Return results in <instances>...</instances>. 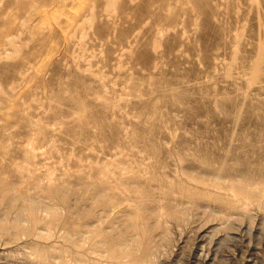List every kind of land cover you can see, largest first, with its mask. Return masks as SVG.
I'll return each mask as SVG.
<instances>
[{
  "label": "rangeland",
  "instance_id": "374dc122",
  "mask_svg": "<svg viewBox=\"0 0 264 264\" xmlns=\"http://www.w3.org/2000/svg\"><path fill=\"white\" fill-rule=\"evenodd\" d=\"M263 187L264 0H0V264H264Z\"/></svg>",
  "mask_w": 264,
  "mask_h": 264
},
{
  "label": "bare ground",
  "instance_id": "6f19581e",
  "mask_svg": "<svg viewBox=\"0 0 264 264\" xmlns=\"http://www.w3.org/2000/svg\"><path fill=\"white\" fill-rule=\"evenodd\" d=\"M216 174L218 175V172H217ZM214 177H215V176H214ZM231 181H232V180H231ZM103 183H104V182H103ZM103 183H102V184H103ZM183 183H184V182H183ZM104 184H105V183H104ZM231 184H232V187L234 188V187H237L239 183H237V182L235 181V182H232ZM260 184H261V183H260ZM5 185H6V184H5ZM185 185H186V183H185ZM185 185H184V186H185ZM217 185H218V184H217ZM99 186H101V185H99ZM184 186H182V187H184ZM186 186H187V185H186ZM3 187H5V186H3ZM103 187H104V186H103ZM248 187H249V186H248ZM251 187H252V186H251ZM259 187H260V186H259ZM5 188H8V187H5ZM189 188H190V186H189ZM263 188H264V187H263ZM3 189H4V188H3ZM3 189H2V190H3ZM8 189H9V188H8ZM8 189H7V190H8ZM185 189H187V188L184 187V190H185ZM5 190H6V189H5ZM7 190H6V191H7ZM107 190H108V189H107ZM107 190H105V191H107ZM230 190H231V189H230ZM263 190H264V189H262V190H260V191H263ZM3 191H4V190H3ZM181 191L183 192V190H181ZM231 191H234V190H231ZM244 191H245V190H244ZM247 191H251V189H249V190H247ZM7 192H8V191H7ZM11 192H13V190H12ZM198 192H199V191H198ZM1 193H2V192H1ZM8 193H9V192H8ZM8 193H7V194H8ZM98 193H99V192H98ZM101 193H102V192H101ZM196 193H197V192H196ZM2 194H3V193H2ZM15 194H16V192H15ZM17 194H18V191H17ZM21 194H23V193H21ZM21 194H20V195H21ZM184 194H185V192H184ZM199 194H200V193H199ZM199 194H198V195H199ZM261 194H262V192H261ZM11 195H12V194H11ZM20 195H18L17 197H19ZM25 195H26V194H25ZM25 195H24V196H25ZM190 195H192V194H190ZM193 195H195V194H193ZM235 195H236V194H235ZM254 195H255V194H254ZM9 196H10V195H9ZM24 196H22V197L24 198ZM26 196H27V195H26ZM26 196H25V197H26ZM106 196H107V195H106ZM185 196H186V195H185ZM239 196H240V194H239ZM262 196H263V194H262ZM20 197H21V196H20ZM20 197H19V198H20ZM108 197H109V196H108ZM23 198H22V199H23ZM7 199H8V198L6 197V201H7ZM107 199H109V198H107ZM0 200H1V199H0ZM8 200H9V204H10L11 206H14L15 198L10 196ZM18 200H19V199H18ZM18 200H17V201H18ZM26 200H27V199H26ZM29 200H30V199H29ZM31 200H33V199H31ZM31 200H30V201H31ZM22 201H23V200H22ZM105 201H107V200H105ZM109 201H110V199H109ZM17 203H18V202H17ZM17 203H15V204H17ZM106 203H107V202H106ZM228 204H229V203H228ZM232 204H233V203H232ZM17 206H18V204H17ZM235 206H236V205H235ZM15 207H16V206H15ZM139 207H140V206H139ZM227 207H228V206H227ZM237 207H238V206H237ZM24 209H25V208H24ZM114 209H115V208H114ZM19 210H20V209H19ZM14 211H15V210H14ZM25 211L27 212L26 209H25ZM133 211H134V210H133ZM141 211H142V210H141ZM20 212H21L23 215L25 214V213H24L23 211H21V210H20ZM136 212H137V211H136ZM143 212H144V211H142L141 213H136L135 216L131 217L130 220L128 219V220H129V224H128V225H129V228H130V227H131V228L134 227L133 229L136 228L139 232L142 231L143 233L146 232V231L148 230L147 228H146V229H142L143 220L145 219V218H144L145 213H143ZM132 213H133V212H132ZM134 213H135V212H134ZM142 213H143V214H142ZM16 214H17V213H16ZM30 214H31V213H30ZM32 214H34V213H32ZM32 214H31V215H32ZM17 215H18V214H17ZM23 215H22V218H23ZM131 215H132V214H131ZM147 215H148V214H147ZM151 215H152V214H151ZM18 216L21 217V215H18ZM24 216L26 217V215H24ZM28 216H29V219H30L31 216H30V215H28ZM28 216H27V217H28ZM34 216H35V214H34ZM19 217H18V218H19ZM147 217H148V216H147ZM152 217H153V216H152ZM15 218H17V217H15ZM22 218H21V219L19 218L18 220H22ZM147 222H148V221H147V219H146V223H147ZM148 223H149V222H148ZM149 224H151V223H149ZM149 224H147V226H148ZM144 225H145V224H144ZM144 225H143V228H145ZM145 226H146V225H145ZM147 226H146V227H147ZM149 227H150V226H149ZM92 231H93V230H92ZM93 232H94V231H93ZM148 232H150V231H148ZM146 233H147V232H146ZM136 234H138V233H136ZM147 234H150V233H147ZM138 235H140V234H138ZM70 236H71V235H70ZM140 236H141V235H140ZM140 236H139V237H140ZM146 236L149 237L150 235H146ZM73 237H74V236H73ZM142 237H143V236H142ZM142 237H140V238L142 239ZM114 238H115V237H114ZM126 238H127V237H126ZM126 238H125V239H126ZM104 240H105V238H104ZM91 241H92V240H91ZM105 241H106V240H105ZM109 241H110V240H109ZM109 241H108V242H109ZM113 241H114V240H113ZM145 241H146V240H145ZM106 242H107V241H106ZM73 243H75V244H74V246H75V245H76V242H73ZM97 243H99V242H97ZM113 243H114V242H113ZM143 243H144V242H143ZM145 243H147V241H146ZM100 244H101V243H100ZM126 244H128V243H126ZM130 244H131V243H130ZM77 245H78V244H77ZM102 245H104V244H102ZM111 245H112V244H111ZM109 246H110V245H109ZM109 246H108V247H109ZM115 246H116V244H115ZM121 246H122V245H121ZM126 246H127V245H126ZM126 246H125L124 248H126ZM146 246H147V245H146ZM75 247H76V246H75ZM108 247H107V248H108ZM111 247H112V246H111ZM127 247H128V246H127ZM129 247H130V246H129ZM142 247H143V246H142ZM109 248H110V247H109ZM112 248H113V247H112ZM117 248H119V251H120V246L117 247ZM117 248H116V249H117ZM35 249H36V248H35ZM38 249H41V248H38ZM38 249H37V250H38ZM108 250H109V249H108ZM126 250L128 251V248H127ZM109 251H110V250H109ZM119 251H118V252H119ZM122 251H124L126 254H129V253H130L129 251H128L129 253H127V252H126L125 250H123V249H122ZM130 251H131V249H130ZM76 252H77V251H76ZM131 252H133V251H131ZM143 252H144V251H143ZM133 253H134V252H133ZM42 254H43L42 256H45V255H46V254L44 253V251H43ZM44 254H45V255H44ZM72 254H73V253H72ZM111 254H112V253H111ZM117 254H118V253H117ZM126 254H125V255H126ZM131 254H132V253H131ZM120 255H121V253H120ZM132 255H133V254H132ZM135 255H136V254H135ZM46 256H47V255H46ZM113 256H114V254H113ZM115 256H116V255H115ZM115 256H114V257H115ZM123 256H124V254H123ZM137 256H139V255H136V257H137ZM117 257H118V256H117ZM129 257H131V256H129ZM129 257H128V258H129ZM134 257H135V256H134ZM134 257H133V258H134ZM136 257L133 259V261H132L133 263H132L131 261H129V262L132 263V264H140V263H139V260H138L139 258L137 259ZM142 257H143V256H142ZM43 258H44V257H43ZM118 258H119V257H118ZM123 258L125 259V258H127V257H123ZM86 259H87V258H86ZM115 259H116V258H115ZM120 259H121V258H120ZM140 259H141V258H140ZM118 260H119V259H118ZM88 261H89V260H88ZM116 261H117V259H116ZM119 262H121V261H119ZM67 264H68V263H67ZM120 264H122V263H120Z\"/></svg>",
  "mask_w": 264,
  "mask_h": 264
}]
</instances>
